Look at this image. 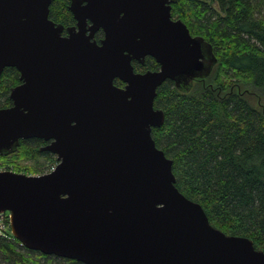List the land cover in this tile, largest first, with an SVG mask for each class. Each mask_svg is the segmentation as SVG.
Wrapping results in <instances>:
<instances>
[{"label":"water","instance_id":"obj_1","mask_svg":"<svg viewBox=\"0 0 264 264\" xmlns=\"http://www.w3.org/2000/svg\"><path fill=\"white\" fill-rule=\"evenodd\" d=\"M52 1L0 0V76L15 68L21 82L0 109V155L43 139L58 160L46 175L0 172L14 239L81 264H264L251 239L214 227L179 191L152 136L165 122L158 89L189 91L217 62L173 19L177 0H73L67 36ZM147 57L159 70L136 72Z\"/></svg>","mask_w":264,"mask_h":264},{"label":"trees","instance_id":"obj_2","mask_svg":"<svg viewBox=\"0 0 264 264\" xmlns=\"http://www.w3.org/2000/svg\"><path fill=\"white\" fill-rule=\"evenodd\" d=\"M71 1L53 0L49 18L73 26ZM172 17L203 37L217 62L189 91L170 80L158 89L154 107L164 111L165 122L153 129V139L173 160L176 187L201 204L210 223L227 235L251 239L264 251V0H177ZM133 66L136 72L160 68L153 58ZM20 83L17 69H4L0 109L12 106L11 91ZM115 84L124 87L119 80ZM44 145L39 139L21 140L15 151L0 155L3 171L44 175L58 162L41 150ZM0 260L81 264L30 251L10 230L0 236Z\"/></svg>","mask_w":264,"mask_h":264},{"label":"built area","instance_id":"obj_3","mask_svg":"<svg viewBox=\"0 0 264 264\" xmlns=\"http://www.w3.org/2000/svg\"><path fill=\"white\" fill-rule=\"evenodd\" d=\"M58 166V162L52 166L45 174L52 173ZM44 174V175H45ZM33 176V175H31ZM35 176V175H34ZM39 176V175H37ZM10 228V217L7 213H0V236L7 237V233L9 232Z\"/></svg>","mask_w":264,"mask_h":264},{"label":"flooded vegetation","instance_id":"obj_4","mask_svg":"<svg viewBox=\"0 0 264 264\" xmlns=\"http://www.w3.org/2000/svg\"><path fill=\"white\" fill-rule=\"evenodd\" d=\"M73 1V0H72ZM71 1V2H72ZM70 5H71V3H70ZM70 5H69V7H70ZM70 11V10H69ZM71 12V11H70ZM72 14V13H71ZM73 15V14H72ZM73 18H74V16H73ZM74 20H75V18H74ZM174 20H177V19H174ZM52 21V20H51ZM54 22V21H53ZM76 24H77V21L75 20V24L73 25V26H71V27H74V26H76ZM63 26V25H62ZM64 27V26H63ZM71 27H68V28H71ZM68 28H65L64 27V32H63V35L64 36H67V29ZM100 33H102V34H100ZM98 34H100L101 35V37L99 38V39H97L96 38V36L98 35ZM104 38V33H103V31H99L98 33H96V35H95V40L99 43L102 39ZM147 58H151V57H147ZM146 58V59H147ZM146 61V60H145ZM137 63V62H136ZM145 64V63H144ZM143 64V65H144ZM199 79H201V78H199ZM21 84V83H20ZM11 99V98H10ZM12 101V100H11ZM12 105H13V102H12ZM39 140H43V139H39ZM44 141V143H45V145H44V147L41 149L42 151H45L44 149L51 143V141H46V140H43ZM46 152H48V151H46Z\"/></svg>","mask_w":264,"mask_h":264},{"label":"rangeland","instance_id":"obj_5","mask_svg":"<svg viewBox=\"0 0 264 264\" xmlns=\"http://www.w3.org/2000/svg\"><path fill=\"white\" fill-rule=\"evenodd\" d=\"M26 165V164H23ZM4 165L0 162V171H3ZM34 175V174H33ZM10 229V228H9ZM0 264H2L1 260H0Z\"/></svg>","mask_w":264,"mask_h":264}]
</instances>
